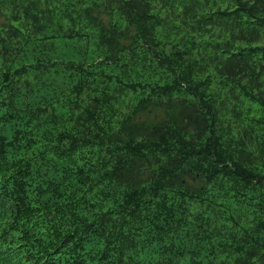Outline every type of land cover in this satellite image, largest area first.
Instances as JSON below:
<instances>
[{
    "label": "trees",
    "instance_id": "16d2710c",
    "mask_svg": "<svg viewBox=\"0 0 264 264\" xmlns=\"http://www.w3.org/2000/svg\"><path fill=\"white\" fill-rule=\"evenodd\" d=\"M0 264H264V0H0Z\"/></svg>",
    "mask_w": 264,
    "mask_h": 264
},
{
    "label": "rangeland",
    "instance_id": "374dc122",
    "mask_svg": "<svg viewBox=\"0 0 264 264\" xmlns=\"http://www.w3.org/2000/svg\"><path fill=\"white\" fill-rule=\"evenodd\" d=\"M160 117V114H155L154 112L147 113L144 118H147L148 120H154Z\"/></svg>",
    "mask_w": 264,
    "mask_h": 264
}]
</instances>
